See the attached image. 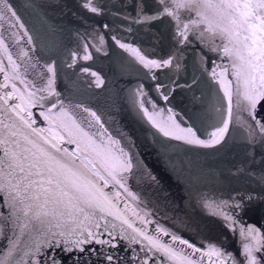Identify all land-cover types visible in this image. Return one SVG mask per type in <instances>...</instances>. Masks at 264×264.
<instances>
[{"label":"snow or ice","instance_id":"1","mask_svg":"<svg viewBox=\"0 0 264 264\" xmlns=\"http://www.w3.org/2000/svg\"><path fill=\"white\" fill-rule=\"evenodd\" d=\"M81 7L93 15L104 14L99 0H82ZM132 8L134 17L119 12L117 17L137 25L167 20L170 26L172 50L161 59L146 57L139 48L113 37L150 73L154 69H179L177 52L199 40L211 45L213 52L222 50L236 81L233 91L232 81L227 79L228 67L217 65L222 69L219 75L216 68L212 69L213 78L224 90L227 108L216 109L219 119L207 139L198 137L194 126L184 128L179 123L175 127L182 135H174L153 119L157 106L141 98L138 107L144 117L164 136L202 148L225 144L231 127L239 125L247 146L246 162L256 164V148L264 147V0H153L150 12L144 0H133ZM5 16L17 18V13L9 0H0V20ZM16 25L24 27L19 19L12 26ZM103 27L107 29L108 25ZM97 35L99 52L103 50L104 37ZM92 46L84 44L83 60L92 59ZM0 49L8 60L7 68L0 61V73H4L0 89L7 90L0 92V264H66V260L72 264H264V232L256 225L244 226L242 219L253 202L264 203V194L237 192L222 201L204 197L200 204L206 215L220 219L233 235L239 234L242 260L214 242L203 246L192 243L162 225L131 191L128 180L134 175V162L124 148H115L120 144L118 139L106 135L107 144H97L72 120L73 127L87 138V145L95 147L89 154L87 146L80 149L77 139L67 142L76 143L79 154L62 147L64 135L52 132L57 120L52 110L58 107L61 116L68 113L58 102L39 113L49 122V128L36 126L31 109H44L42 101L58 96L55 69L48 66L52 75L45 85L32 84L34 90L20 89L15 81H27L22 79L19 65L8 53L3 38ZM23 55L27 56V52ZM82 71L96 77L97 86L103 83L97 73L88 68ZM155 87L167 103L173 89L164 92L163 84ZM144 96L142 88L136 92V97ZM84 111L103 130L101 135L106 134L108 130L100 117L89 109ZM241 113H246V118L242 119ZM198 118L194 112L193 121ZM60 126L64 127L62 123ZM260 163L264 164V160ZM235 174L255 178L264 185V172L257 176L251 168L238 167ZM151 179L155 181V177ZM106 188L110 190L106 192ZM121 252L127 256L122 257Z\"/></svg>","mask_w":264,"mask_h":264},{"label":"water","instance_id":"2","mask_svg":"<svg viewBox=\"0 0 264 264\" xmlns=\"http://www.w3.org/2000/svg\"><path fill=\"white\" fill-rule=\"evenodd\" d=\"M144 2L150 12L153 0ZM9 3L17 18L5 16L0 20V38L5 40L8 53L19 65L22 79L27 81L25 84L18 79L15 81L17 86L34 90L32 84L45 85L47 77L52 75L47 71L48 66L55 69L54 88L58 96H49L42 101L44 109L39 106L31 109L37 120L36 126L49 128V122L39 113L58 102L68 113L61 116L58 107L52 110V115L57 117L52 132L64 135L62 147L79 154L77 144L67 142L70 139L79 140L80 149L87 146L89 154L95 147L87 145V138L73 127L72 120L91 134L97 144L106 145V135L118 139L120 144L115 148H124L134 162V175L129 178L128 186L143 201L142 206L153 212L155 219L198 246L211 241L242 260L239 234L233 235L220 219L206 215L200 204L204 197L222 201L237 192L264 194V185L257 179L235 174L238 167L251 168L257 176L264 172V164L260 163L264 160L260 155L264 153V147L258 145L256 148V164L246 162L247 146L239 125L231 127L226 143L216 148L186 144L183 140L164 136L138 107L141 98L146 103L151 101L158 109L153 119L166 130L182 135L176 129V123L184 128L194 126L197 136L207 139L219 119L216 109L227 108L224 90L213 78L212 69L216 68L219 75L222 69L217 65L228 67L227 79L232 81L233 91L236 86L229 60L222 50L213 52L211 45L194 40L177 52L179 69H154L150 73L133 53L121 49L113 37L139 48L146 57L161 59L172 50L170 26L167 20L137 25L118 18L117 12L122 16H135L133 0H99L104 5V14L99 16L82 8V0H9ZM15 19H19L24 27L12 26ZM105 24L107 29L103 27ZM128 27L132 29L130 32ZM97 33L104 37L103 50L99 52L96 51L100 46ZM85 43L93 45L89 48L92 59L87 61L81 58ZM219 43L217 40L216 44ZM0 61L7 68V54L2 49ZM84 68L97 73L103 83L97 86L96 77L84 73ZM3 82L4 73H0V83ZM156 84H163L164 92L173 89L167 103L158 94ZM141 88L146 96L136 97ZM4 91L7 90L0 89V92ZM42 95L48 96L47 93ZM151 103L147 104L150 109ZM84 109L100 117L108 130L106 134L101 135L103 130ZM194 112L199 117L195 121L192 119ZM246 116L241 113L242 119ZM151 177H155V181ZM109 190L105 189L106 192ZM242 219L244 226L256 225L264 232V203L253 202L242 214ZM121 256L126 257L127 253L121 252ZM66 264H72V261L66 260Z\"/></svg>","mask_w":264,"mask_h":264}]
</instances>
